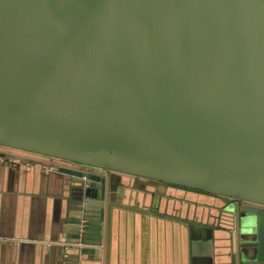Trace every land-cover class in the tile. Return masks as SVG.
<instances>
[{
	"label": "water",
	"instance_id": "obj_1",
	"mask_svg": "<svg viewBox=\"0 0 264 264\" xmlns=\"http://www.w3.org/2000/svg\"><path fill=\"white\" fill-rule=\"evenodd\" d=\"M18 151L62 164L37 167L69 192L59 264H106L110 209L163 204L189 264H264V0H0V154Z\"/></svg>",
	"mask_w": 264,
	"mask_h": 264
},
{
	"label": "crops",
	"instance_id": "obj_2",
	"mask_svg": "<svg viewBox=\"0 0 264 264\" xmlns=\"http://www.w3.org/2000/svg\"><path fill=\"white\" fill-rule=\"evenodd\" d=\"M24 164L12 169L0 163V264H59L68 248L58 222L69 196L65 176ZM141 185L155 188L152 192L169 187ZM162 212L112 207L104 226L106 264H189L185 221L174 205L163 204Z\"/></svg>",
	"mask_w": 264,
	"mask_h": 264
},
{
	"label": "built area",
	"instance_id": "obj_3",
	"mask_svg": "<svg viewBox=\"0 0 264 264\" xmlns=\"http://www.w3.org/2000/svg\"><path fill=\"white\" fill-rule=\"evenodd\" d=\"M21 152V151H20ZM54 156H47L42 155L35 152L30 151H23L22 155H14L9 153L0 154V161L4 162L5 164L9 166H13L17 163H25L27 165H34L37 167H40L42 170H56L59 165L62 164H56ZM57 159V158H56ZM61 162L68 161L65 159H61Z\"/></svg>",
	"mask_w": 264,
	"mask_h": 264
},
{
	"label": "flooded vegetation",
	"instance_id": "obj_4",
	"mask_svg": "<svg viewBox=\"0 0 264 264\" xmlns=\"http://www.w3.org/2000/svg\"><path fill=\"white\" fill-rule=\"evenodd\" d=\"M116 174V173H115ZM118 176H123V177H126V179H130V180H133L134 182L136 181L138 184H145V183H153V184H156V186H169V184L167 183H164V182H160V181H156V180H152V179H146V178H141V177H136V176H133V175H129V174H123V173H117ZM146 181V182H144ZM176 187V186H175ZM179 187V186H177ZM187 189V188H186ZM220 198V197H219ZM221 199L225 202V203H229L231 205H239L241 204L242 202H244L243 200L241 199H238V198H233V197H227V196H223L221 197ZM253 205H256V206H264V205H261V204H257V203H251Z\"/></svg>",
	"mask_w": 264,
	"mask_h": 264
},
{
	"label": "rangeland",
	"instance_id": "obj_5",
	"mask_svg": "<svg viewBox=\"0 0 264 264\" xmlns=\"http://www.w3.org/2000/svg\"><path fill=\"white\" fill-rule=\"evenodd\" d=\"M183 189L186 190V188H184V187H183ZM212 196L215 197V198H219V197L221 198V197H223L222 195H215V194H213ZM222 208H223V209H231V208H233V205H231V204H229V203H228V205H227V203H226V206H224V207H222Z\"/></svg>",
	"mask_w": 264,
	"mask_h": 264
}]
</instances>
